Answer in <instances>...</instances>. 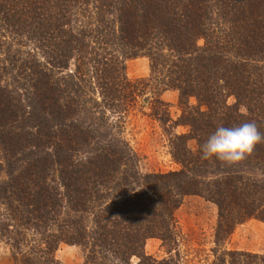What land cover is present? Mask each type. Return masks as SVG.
Here are the masks:
<instances>
[{"label": "trees", "instance_id": "1", "mask_svg": "<svg viewBox=\"0 0 264 264\" xmlns=\"http://www.w3.org/2000/svg\"><path fill=\"white\" fill-rule=\"evenodd\" d=\"M23 38L41 61L11 49ZM0 52V241L15 264H57L60 242L85 248L84 264H176L143 248L175 244L188 194L217 207L208 264H264L217 251L238 223L264 221V142L234 164L201 158L219 126L255 122L264 134V0H0ZM139 54L150 75L131 81L123 58ZM167 89L178 92L175 124L189 127L172 141L181 168L141 174L120 121L147 91L150 114L170 121Z\"/></svg>", "mask_w": 264, "mask_h": 264}, {"label": "rangeland", "instance_id": "2", "mask_svg": "<svg viewBox=\"0 0 264 264\" xmlns=\"http://www.w3.org/2000/svg\"><path fill=\"white\" fill-rule=\"evenodd\" d=\"M6 40L10 42L8 38ZM22 40L23 43L14 44L11 48L19 49L20 52L15 51L16 55L25 58L29 53L41 61V51L35 48V42L24 38ZM195 43L203 46L204 38H198ZM3 57L4 53L0 52V59ZM73 63L70 60L69 69L73 68ZM123 63L125 75L131 81L150 75V62L144 54L124 57ZM150 97L148 91L136 97L127 111L123 112L121 134L136 154L137 169L141 174L179 170L181 165L172 156V141L176 135L189 133V127L175 124L181 116L178 92L167 89L160 96L167 103L170 118L164 124L150 114ZM227 102L234 103V96H228ZM188 103L201 110L205 109L193 96L188 98ZM246 110L245 106L239 105L240 112L246 113ZM187 146L195 149V141L188 139ZM216 221L217 207L213 202L201 195H185L174 211L175 244L165 245L159 238H149L145 241L143 250L146 255L157 259L171 256L176 264H208L215 256ZM221 249L264 254V221L250 217L238 223L227 238L219 242L217 251ZM53 256L57 264H84L86 249L79 244L60 242ZM138 260V257L133 256L130 264H135ZM0 264H15L11 249L4 241H0Z\"/></svg>", "mask_w": 264, "mask_h": 264}, {"label": "clouds", "instance_id": "3", "mask_svg": "<svg viewBox=\"0 0 264 264\" xmlns=\"http://www.w3.org/2000/svg\"><path fill=\"white\" fill-rule=\"evenodd\" d=\"M264 142L255 122H245L238 126H219L201 146V158L218 159L227 164L242 161L251 154L255 146Z\"/></svg>", "mask_w": 264, "mask_h": 264}]
</instances>
